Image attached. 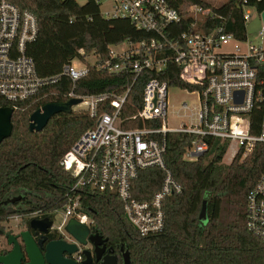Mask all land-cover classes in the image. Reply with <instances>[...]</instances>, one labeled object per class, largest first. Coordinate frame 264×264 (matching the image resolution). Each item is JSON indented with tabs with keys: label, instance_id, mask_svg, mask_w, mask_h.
I'll list each match as a JSON object with an SVG mask.
<instances>
[{
	"label": "trees",
	"instance_id": "16d2710c",
	"mask_svg": "<svg viewBox=\"0 0 264 264\" xmlns=\"http://www.w3.org/2000/svg\"><path fill=\"white\" fill-rule=\"evenodd\" d=\"M10 1L33 13L38 20V35L28 46V55L43 79L61 76L64 66L76 58L94 56L106 61L110 47L126 41H149L153 37L127 19H107L95 0H87L83 5L77 0ZM167 2L183 17L180 31L191 20L186 17L188 8L199 6L212 13L204 24L206 31L224 27L240 40L246 38L241 0H227L222 6H213L205 0ZM248 4L259 11L264 9V0H248ZM99 64H89V74L75 83L62 76L59 82L43 87L35 97L13 109L12 135L0 144V223L40 209L45 212L62 209L66 192L74 183L60 161L96 121L87 109L77 108L55 115L42 131L32 132L30 117L44 105L65 103L71 92L80 97H118L131 89L120 123L124 129H140L161 126L159 121L132 120L142 108L144 89L150 80L166 82L168 88L196 90L181 82L180 69L172 62L161 73L148 71L139 78L131 73H110L99 69ZM7 105L0 96V108ZM106 111H113L108 102L99 105L100 114ZM260 122L259 115L251 118L253 133H259ZM166 141V165L182 192L164 202L163 232L140 236L126 219L123 203L113 192L85 193L82 197L85 211L95 220L92 232L107 238L119 255L121 247L127 249L130 264H264V239L249 231L247 203L264 171V144L257 145L245 159L239 155L225 165L228 142L211 139L210 151L190 162L184 158L191 142L189 136L168 134ZM164 177L159 168L142 171L132 184L133 197L138 201L151 200ZM204 203L207 221L200 219ZM119 264H124L123 260Z\"/></svg>",
	"mask_w": 264,
	"mask_h": 264
},
{
	"label": "built area",
	"instance_id": "2783aa9c",
	"mask_svg": "<svg viewBox=\"0 0 264 264\" xmlns=\"http://www.w3.org/2000/svg\"><path fill=\"white\" fill-rule=\"evenodd\" d=\"M95 1L100 9L103 2H111V13L101 11L107 19H127L138 30L153 35L149 41H126L128 49L123 53H116L114 46L110 47L108 60L99 61L95 57L96 63H100L98 68L114 74L131 73L139 78L148 71L161 73L172 62L180 69L181 82L199 93L200 111L190 116L189 125L169 128L168 84L152 79L144 89L142 108L132 120L159 121L161 126L124 129L120 114L131 89L118 97H80L71 92L69 100L82 99V104L74 109H87L96 123L60 161L74 183L66 192L65 204L60 209L63 216H57L56 228L69 236L65 228L75 219L92 230L95 220L85 211L82 197L85 193L113 192L123 203L126 219L140 236L157 235L165 227V200L182 192L166 165L168 134L182 133L191 138L184 154L190 162L210 151L211 139L228 142L227 152L233 150L232 162L239 155L245 159L257 145L264 144V21L261 45H249L243 51L240 44L247 38L240 40L224 27L204 29L207 17L212 15L210 9L189 7L186 17L191 20L180 31L183 17L167 0ZM241 6L247 24L251 18L249 8H256L248 0H241ZM256 10L263 19L264 9ZM38 31V20L33 13L21 10L10 0H0V96L9 104L6 107L17 109L43 87L59 82L62 76L75 83L89 74V64H85L89 57H83L65 65L61 76L41 78L28 55V46L36 40ZM77 62L82 66H77ZM106 102L113 111L100 114L99 105ZM183 109H187V104ZM258 115L261 122L256 134L251 118ZM148 168L161 169L165 177L151 200L138 201L132 195V184ZM247 203L249 231L264 239V171L249 193ZM39 212L28 215L36 218Z\"/></svg>",
	"mask_w": 264,
	"mask_h": 264
},
{
	"label": "water",
	"instance_id": "95a60500",
	"mask_svg": "<svg viewBox=\"0 0 264 264\" xmlns=\"http://www.w3.org/2000/svg\"><path fill=\"white\" fill-rule=\"evenodd\" d=\"M264 21V13L262 14ZM82 104L81 98H72L65 103H49L44 105L42 108L34 112L30 117V130L32 132L42 131L50 119L60 113H71L75 107ZM14 111L10 107L0 108V144L12 135L13 124L12 117ZM13 200L12 203H15ZM200 219L207 221V204L204 203ZM49 223L48 219L42 221L33 220L31 222V227L37 229V224ZM66 233L72 237L75 242L73 244H68L64 241L53 242L46 247L44 257L41 255L40 251L36 249L32 242V237L27 232H22L19 235L14 233H8L6 237V242H2L0 245V264H93L92 263V252L86 250L83 252L85 255V260L82 263L70 261L64 256L66 254L73 255L79 252V245H86L91 242L95 247V255L100 264H119V257L113 253H108L103 255L106 251V244L108 239H104L101 235L95 234L90 228L85 225L80 224L77 220L71 219L66 228ZM22 238L25 249L23 250L19 238ZM10 249H6V247ZM122 258L124 264H130V253L127 249L122 248Z\"/></svg>",
	"mask_w": 264,
	"mask_h": 264
},
{
	"label": "rangeland",
	"instance_id": "374dc122",
	"mask_svg": "<svg viewBox=\"0 0 264 264\" xmlns=\"http://www.w3.org/2000/svg\"><path fill=\"white\" fill-rule=\"evenodd\" d=\"M213 6H222L227 0H205ZM81 5L85 4L87 0H77ZM251 18L246 24V40L240 44L241 49L246 51L249 45L259 46L262 43V27L263 19L259 15L258 11L254 8H249ZM101 11L103 13H111L112 5L111 2H103L101 5ZM116 53H123L127 51L128 44L125 42L120 46H114ZM97 59L91 56L87 59L85 64H95ZM77 66H82L80 63H76ZM184 104H187V109H183ZM77 109V108H76ZM200 111L199 93L197 91H191L190 89H183L181 87L172 86L168 89V113H167V124L171 129H180L184 124L189 125L191 123V115L198 114ZM223 163L230 165L233 160V150L230 149ZM63 216V211H59V217ZM9 228L17 232L15 221H11L8 224Z\"/></svg>",
	"mask_w": 264,
	"mask_h": 264
},
{
	"label": "flooded vegetation",
	"instance_id": "af4514ba",
	"mask_svg": "<svg viewBox=\"0 0 264 264\" xmlns=\"http://www.w3.org/2000/svg\"><path fill=\"white\" fill-rule=\"evenodd\" d=\"M39 215L36 218H30L28 214H19L16 216L11 217L7 222H1L0 223V245L2 242H6V237H4L8 233H14L16 235L21 234L22 232H27L32 238V242L36 249H38L41 253V255L44 257L46 247L53 243V242H59V241H64L68 244H73L75 240L67 235L62 234L59 232L56 228V223H57V216L59 215L60 210H54V211H47L45 212L44 209L39 210ZM44 219H48L49 223H42V224H37V229H33L31 227V222L33 220H38L42 221ZM11 221H15V225L17 228V232L12 231L8 224ZM104 238V237H103ZM105 239V238H104ZM20 245L22 249L24 250V243L22 242V238H19ZM6 247V246H2ZM121 247L119 249L120 255L117 251V249L112 246L109 242L106 244V251L104 252L103 255H106L108 253H113L115 255H118L119 261L123 260L122 258V252ZM6 249H10V247H6ZM90 251L92 252V263L93 264H100L101 261L97 260V257L95 255V247L91 242H88L86 245H79V252L74 253L73 255H68L66 254L64 257L70 261L82 263L85 260V255L83 254L84 251ZM80 255V258H79ZM43 264H47L44 262Z\"/></svg>",
	"mask_w": 264,
	"mask_h": 264
},
{
	"label": "crops",
	"instance_id": "0c3cea01",
	"mask_svg": "<svg viewBox=\"0 0 264 264\" xmlns=\"http://www.w3.org/2000/svg\"><path fill=\"white\" fill-rule=\"evenodd\" d=\"M225 158V157H224ZM225 161V160H224Z\"/></svg>",
	"mask_w": 264,
	"mask_h": 264
}]
</instances>
